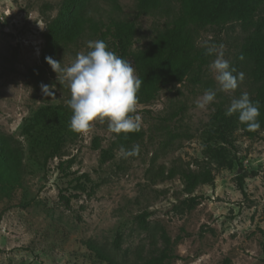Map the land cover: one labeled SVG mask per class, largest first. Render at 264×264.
Returning <instances> with one entry per match:
<instances>
[{
	"label": "rangeland",
	"instance_id": "obj_1",
	"mask_svg": "<svg viewBox=\"0 0 264 264\" xmlns=\"http://www.w3.org/2000/svg\"><path fill=\"white\" fill-rule=\"evenodd\" d=\"M63 1L0 0V137L19 161L17 187L0 185V264H144L163 252L175 256L169 264H264V130L249 139L237 128L225 144L211 124L233 98L254 96V64L241 59L252 29L232 22L198 30L195 46L204 64L150 103L137 104L142 136L125 148L138 144L140 152L123 157L106 120L94 121L88 133L65 132L70 91L41 60L47 27ZM178 9L176 0H165L137 17L135 0H84L69 17L135 21V52L169 27ZM89 41L85 35L60 45L52 58L68 67L90 50ZM212 44L224 45V58L245 74L234 92L215 81L209 65L216 56L206 54ZM41 85L55 95H45ZM210 88L215 101L198 109ZM102 151L112 157L102 159ZM204 168L214 181L196 188L198 203L187 209L182 175Z\"/></svg>",
	"mask_w": 264,
	"mask_h": 264
},
{
	"label": "trees",
	"instance_id": "obj_2",
	"mask_svg": "<svg viewBox=\"0 0 264 264\" xmlns=\"http://www.w3.org/2000/svg\"><path fill=\"white\" fill-rule=\"evenodd\" d=\"M84 0H64L58 16L47 27L45 45L42 49L43 66H48L46 57L57 54L59 46L77 43L88 35L91 41L103 40L108 50L115 52L123 59H132L136 74L142 80L137 93L138 104H148L158 93L171 84L186 80L194 66H201L205 56L195 46L198 30L205 27H222L232 22L239 23L244 28H251L242 45L241 55L254 65L249 71V77L257 85L252 102H259L260 128L249 131L246 124L238 119V113L228 115L227 111L217 109L212 116L211 124L217 140L230 144L229 137L235 129H240L249 139L264 130V0H176L179 6L177 16L170 22L168 28L159 32L143 50L133 52L131 47L136 33L135 21L111 20L108 23L95 21L83 15L69 17L71 9ZM165 0H135L138 9L137 17L157 11ZM70 93L67 100L70 99ZM67 108L71 111V109ZM72 112V111H71ZM67 135L73 132L69 124L65 128ZM141 131L121 133L117 135L113 146H128L129 142L141 138ZM61 137L55 143L56 153L59 151ZM0 137V185L6 191L17 187L18 155L13 149L2 142ZM97 148V145H94ZM109 151H102L101 158L108 159ZM12 163V167L10 164ZM184 190L188 197L183 204L191 209L198 203L200 197L193 195L200 185H211L214 176L208 168L199 173L182 175ZM237 186L245 196L243 178H237ZM175 256L163 252L160 256L150 259L144 264H169Z\"/></svg>",
	"mask_w": 264,
	"mask_h": 264
},
{
	"label": "clouds",
	"instance_id": "obj_3",
	"mask_svg": "<svg viewBox=\"0 0 264 264\" xmlns=\"http://www.w3.org/2000/svg\"><path fill=\"white\" fill-rule=\"evenodd\" d=\"M87 47L90 50L86 54L78 53L68 67L62 66L61 61L46 57V63L59 75L61 83H67L70 91L71 98L66 101L72 111L70 129L84 134L91 131L94 121L106 120L110 133L119 135L140 131L141 117L135 113L142 80L135 73L133 64L108 50L103 40L89 41ZM223 48L222 44L207 47L206 54L216 56L209 67L215 73L219 89L234 92L244 81L245 74L237 73L230 66L224 58ZM41 90L45 95H55L49 85H41ZM216 95L215 89L205 90L196 107L207 109ZM235 113L239 114V121L246 124L249 131L260 128L259 102H252L247 92L232 99L227 114ZM119 152L123 157H135L140 152V146L136 144L131 149L120 146Z\"/></svg>",
	"mask_w": 264,
	"mask_h": 264
}]
</instances>
